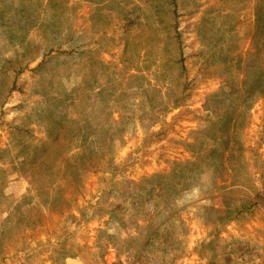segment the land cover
Masks as SVG:
<instances>
[{"label": "rangeland", "instance_id": "1", "mask_svg": "<svg viewBox=\"0 0 264 264\" xmlns=\"http://www.w3.org/2000/svg\"><path fill=\"white\" fill-rule=\"evenodd\" d=\"M0 264H264V0H0Z\"/></svg>", "mask_w": 264, "mask_h": 264}, {"label": "trees", "instance_id": "2", "mask_svg": "<svg viewBox=\"0 0 264 264\" xmlns=\"http://www.w3.org/2000/svg\"><path fill=\"white\" fill-rule=\"evenodd\" d=\"M174 2H175V0H174Z\"/></svg>", "mask_w": 264, "mask_h": 264}]
</instances>
